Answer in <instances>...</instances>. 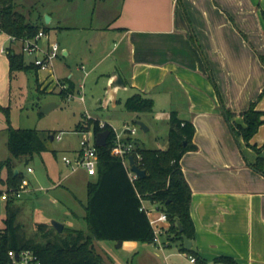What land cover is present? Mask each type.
<instances>
[{"label": "crops", "instance_id": "crops-1", "mask_svg": "<svg viewBox=\"0 0 264 264\" xmlns=\"http://www.w3.org/2000/svg\"><path fill=\"white\" fill-rule=\"evenodd\" d=\"M115 1L105 8L114 11L106 25L117 46V71L108 79L115 87L113 98L122 102L125 93L123 104L137 93L152 98L150 121L162 122L167 145L172 112L196 129L197 150L181 159L192 190L191 250L207 264H222L215 262L221 257L264 264V173L252 167L258 157L264 159V149L258 153L233 130L252 102L264 112V0ZM69 54V49L63 51V56ZM32 69L39 86L53 90L54 68ZM39 72L46 77L41 80ZM227 109L236 114L232 120ZM250 144L264 145V124ZM151 216L157 218L158 211ZM162 227L164 247L151 243L154 258L192 264L181 241L168 236L170 224ZM130 245V252H139L138 241Z\"/></svg>", "mask_w": 264, "mask_h": 264}, {"label": "rangeland", "instance_id": "rangeland-1", "mask_svg": "<svg viewBox=\"0 0 264 264\" xmlns=\"http://www.w3.org/2000/svg\"><path fill=\"white\" fill-rule=\"evenodd\" d=\"M111 4L115 5L116 1L15 0V10L25 15L29 22L44 28L51 43L59 45L60 55L54 61V70L56 78L67 85V91L74 94L71 99L67 98L66 92L61 93L59 88L42 89L37 72L32 68L19 71L16 78H11L7 50L13 44L6 34L0 35V105L9 110V122L7 115L0 111V163L12 158L11 167H5L1 176L6 180L9 169H14L20 173L22 183L27 184L21 196L9 207V213H15L16 218L8 234L19 245L26 242L46 243L47 237L41 232L40 226L55 229L54 221L64 225L65 232L59 233L63 237L70 229L89 234L85 219L87 183L94 177L88 176L84 169H74L64 161L65 158L75 159L81 147L83 134L78 129L80 124L86 131L92 129L88 128L91 121H107L121 131L126 123L137 128L136 137L145 148L168 147L162 122L150 121L152 112L127 111L123 104L125 93L120 95L122 102L113 98L115 87L108 79L117 71V46L110 33H107L106 25L111 21L114 11L112 9L107 13L105 10ZM46 16L53 17L48 24L45 22ZM65 49L70 51L67 57L63 56ZM34 60L35 55H27L26 65H31ZM45 75V72H39L38 77L42 80ZM81 96L84 101H80ZM48 104L54 107L42 113L41 109ZM137 121L148 123L150 130H142ZM9 123L14 128L37 130L46 150L13 158L7 144ZM57 134H62L61 141L52 139ZM28 168L32 169L31 173ZM21 186L18 190H22ZM4 187L5 184L0 182V189ZM6 200L4 196L0 197V233L8 228L5 222L8 212ZM147 205L149 208L152 206L150 203ZM164 241L168 242L167 239ZM133 243L127 241L119 247V241L95 240L93 245L105 264H174L170 258L168 262L164 261L162 255L154 258L155 249L149 243L138 242L139 252H130L128 249Z\"/></svg>", "mask_w": 264, "mask_h": 264}, {"label": "trees", "instance_id": "trees-1", "mask_svg": "<svg viewBox=\"0 0 264 264\" xmlns=\"http://www.w3.org/2000/svg\"><path fill=\"white\" fill-rule=\"evenodd\" d=\"M0 30L16 39L33 38L40 30L47 32L16 11L15 0H0ZM7 57L11 78L16 72L36 68L33 65H26L24 55L12 48L7 50ZM256 105L257 101L252 102L248 110L239 114L243 122L234 123L233 130L246 144L260 153L264 145L258 148L250 144L264 124V112L257 110ZM124 107L133 113H151L154 110V101L137 93L125 100ZM0 111L7 115L9 122V110L0 105ZM226 116L232 120L236 114L227 109ZM169 123V144L166 149H148L139 141H135L137 151L141 155L139 168L146 171V176L131 182L122 160L111 154L113 137L111 126L106 124L102 129L99 121L89 122L88 128H92L96 134L109 129L111 136L106 146H96L97 174L94 180L87 183L88 201L85 206V219L88 235L81 230L70 229L63 237L55 229H47L42 225L40 229L47 237L46 243L17 244L8 234V229L12 228L11 224L16 218L15 213H9V207L17 199L13 192L18 191L23 179L20 173L15 174L14 169H9L8 178L3 180L2 171L5 167H11L12 158L0 163V182L5 184V187L0 189V197L4 189L9 194L6 200L8 212L5 218L8 228L0 233V264H7L10 251H21L26 248L35 250L43 264H105L102 256L94 248L95 240L138 241L151 244L154 232L148 215L140 210L141 199L155 204L159 211L167 215L170 224L167 230L168 236H174V239L181 241L182 251L191 253L199 263L207 264L193 250H185L181 238L182 234L190 240L195 238V226L190 215L192 190L182 170L181 159L187 152L197 150L194 143L196 129L191 121L179 118L176 112L171 113ZM78 129L85 131L83 130L85 127L81 124ZM7 134L8 149L13 158L18 159L46 150L45 143L35 129H18L9 123ZM252 167L264 173V159L258 157ZM178 223L183 228L182 232L179 231ZM64 232L65 227L62 233ZM215 262L237 264L232 258L227 257L218 258Z\"/></svg>", "mask_w": 264, "mask_h": 264}, {"label": "built area", "instance_id": "built-area-1", "mask_svg": "<svg viewBox=\"0 0 264 264\" xmlns=\"http://www.w3.org/2000/svg\"><path fill=\"white\" fill-rule=\"evenodd\" d=\"M3 32L0 30V35ZM5 34V33H4ZM7 35V34H6ZM12 42V49L17 53H21L24 55L25 60L27 55H35L34 62H31V65L38 68L42 71L53 70L54 61L60 55V47L57 43H51L49 40L47 32L40 30L38 34L33 38H25V39H16L13 36L7 35ZM45 40V41H43ZM54 82V88H59L61 92L67 93V98H74V94L70 93L66 84L61 83L56 77L52 79ZM80 101H84V97H80ZM100 127L103 129L106 126V123L99 121ZM111 130L113 132L112 137V145H111V154L117 158H120L128 172L129 178L131 182L139 179V176L132 170V165L130 164L129 157L133 156L135 159L136 165L139 167V162L141 161V155L137 151V146L135 144L137 128L130 127L129 125H125L121 131L117 128L111 126ZM82 139L80 142V149L77 151L76 158L70 160L65 158L64 161L67 165H71L76 168H82L85 170L88 176L95 177L97 174L98 167V153L95 143L93 140L96 139V133L91 130L81 131ZM111 136L108 137V140ZM53 139L58 141L62 140V134H57L53 136ZM107 140V142H108ZM28 172L31 173L32 169L28 168ZM27 184L25 182L22 183L21 189L16 192H13L16 198L21 196V192L25 190ZM6 199L9 196L6 190H3V194ZM147 201L141 199V208L140 210L144 211L149 218L150 225L154 232L153 244L159 248L164 247V243L160 240L161 235L165 232L162 227L163 224L169 223L167 215L159 211L156 208H149L147 205ZM151 204V203H150ZM152 205V204H151ZM154 211H158V217L153 218L151 214ZM189 261L192 264H201L198 262L197 258L193 255L189 256ZM7 264H43L39 254L33 249H22L21 251H10L8 255Z\"/></svg>", "mask_w": 264, "mask_h": 264}, {"label": "water", "instance_id": "water-1", "mask_svg": "<svg viewBox=\"0 0 264 264\" xmlns=\"http://www.w3.org/2000/svg\"><path fill=\"white\" fill-rule=\"evenodd\" d=\"M50 20H51L50 16H46V18H45L46 24H48L50 22ZM118 83L122 84V81L120 80V78H118ZM52 107H54V105L48 104L41 109V112L47 113V112H49V110ZM136 123L142 130H144V131L148 130V127L146 126V124L144 122L137 121ZM109 135H110L109 129L97 133L96 134V146H99V147L106 146ZM52 139H53V137H52ZM129 160H130V164L132 165V170L139 176V178H144L146 176V171L144 169L139 168L136 165L135 159L133 156H130ZM17 173L18 172L16 171L15 174H17ZM53 226L58 233H62L64 230V225L59 223V222L54 221ZM178 227H179V231L182 232L183 228H182L180 223H178ZM181 238L183 240V245H184L185 250H187V251L191 250L192 245H193L192 240H190L185 234H182ZM122 243H123V241H119L118 246L121 247Z\"/></svg>", "mask_w": 264, "mask_h": 264}]
</instances>
